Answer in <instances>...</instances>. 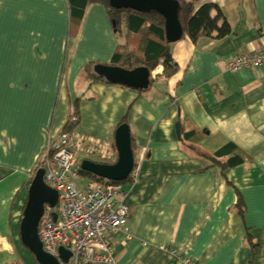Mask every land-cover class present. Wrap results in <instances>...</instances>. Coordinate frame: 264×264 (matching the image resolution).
Segmentation results:
<instances>
[{
    "label": "crops",
    "instance_id": "1",
    "mask_svg": "<svg viewBox=\"0 0 264 264\" xmlns=\"http://www.w3.org/2000/svg\"><path fill=\"white\" fill-rule=\"evenodd\" d=\"M21 1L0 0V264H24L28 186L75 100V157L114 162L115 129L123 118L130 129L135 178L110 201L129 208L126 228L110 235L115 264H264V65L229 68L264 45V0H199L219 6L229 34L170 42L177 72L165 78L158 63L144 90L85 68L109 63L119 44L103 5H88L71 34L66 0H24L32 13L4 7ZM231 145L243 162L222 168L211 155Z\"/></svg>",
    "mask_w": 264,
    "mask_h": 264
},
{
    "label": "built area",
    "instance_id": "2",
    "mask_svg": "<svg viewBox=\"0 0 264 264\" xmlns=\"http://www.w3.org/2000/svg\"><path fill=\"white\" fill-rule=\"evenodd\" d=\"M261 65L264 45L229 61L233 71ZM43 160L45 182L57 191L55 206H46L38 222L43 250L56 257L59 264H115L110 235L118 228H126L129 213L126 204H110L120 194L121 183L92 181L80 189L74 181L79 176L75 147L67 131L49 140ZM134 178L133 168L130 180ZM60 247L70 253L66 260L60 256ZM181 264L191 262L181 259Z\"/></svg>",
    "mask_w": 264,
    "mask_h": 264
},
{
    "label": "trees",
    "instance_id": "3",
    "mask_svg": "<svg viewBox=\"0 0 264 264\" xmlns=\"http://www.w3.org/2000/svg\"><path fill=\"white\" fill-rule=\"evenodd\" d=\"M68 8V30L75 34L82 23L85 11L88 5L98 3L105 7L109 17L115 21L113 28L116 32L124 33L123 42H119L108 64L124 67H134L136 65H146L152 70L158 63H161V75L170 78L178 70V64L169 50V42L165 38L164 18L158 12H142L131 8L115 9L110 6L108 0H66ZM178 19L183 27V36H187L192 42H196L202 36H213L215 38L223 37L229 34L231 28L226 17L219 6L213 2L199 3V0H178ZM215 13L213 14V11ZM122 24L124 28L121 30ZM93 67L91 62L85 65V68ZM95 80H104V78L91 72ZM78 100H75L67 115V119L60 132L67 131L72 133L74 125L78 122ZM126 123L124 118L119 124ZM118 124V125H119ZM190 133L188 136L193 135ZM188 134V133H187ZM131 148L134 155V147L131 142ZM236 149L235 145L221 148L211 155L213 160L220 163L222 168L242 163L243 159L236 153L230 154ZM240 151V150H235ZM221 156H227L225 160H220ZM106 163H110L106 161ZM43 156L39 158L34 172L43 167ZM86 174L92 181L105 182L90 172L79 170ZM130 181V174L126 179L119 181L123 183ZM235 209L242 216L244 205L241 195L238 196ZM250 240V239H249ZM252 242L251 244L255 243Z\"/></svg>",
    "mask_w": 264,
    "mask_h": 264
},
{
    "label": "water",
    "instance_id": "4",
    "mask_svg": "<svg viewBox=\"0 0 264 264\" xmlns=\"http://www.w3.org/2000/svg\"><path fill=\"white\" fill-rule=\"evenodd\" d=\"M115 9L131 8L142 12H158L164 18L165 38L170 42L183 36V27L178 19V0H108ZM113 25L115 21L112 19ZM93 72L105 81L120 84L135 90L146 89L150 82L151 70L146 65L124 67L97 62ZM176 134L180 135L179 121L175 124ZM114 144L117 158L112 163L94 161L88 158L81 160L79 169L90 172L102 179L122 181L127 178L135 166L131 148V134L127 123L119 124L114 132ZM57 202V191L44 179V168H38L28 186L27 200L19 224L20 240L33 254L37 264H59L56 257L45 252L38 235V222L45 207H54ZM69 251L60 247V256L66 260Z\"/></svg>",
    "mask_w": 264,
    "mask_h": 264
},
{
    "label": "rangeland",
    "instance_id": "5",
    "mask_svg": "<svg viewBox=\"0 0 264 264\" xmlns=\"http://www.w3.org/2000/svg\"><path fill=\"white\" fill-rule=\"evenodd\" d=\"M4 7H8L7 12H12V8L21 9V11H19V12H22V13H32L34 11V9L32 8V6L30 5V3H27L24 0H22L21 2L15 4V5H4ZM109 23L111 24V26H113L112 19L110 17H109ZM123 28H124V25L122 24L121 30ZM116 33H117V36L118 37L120 36L119 42H123V35H122V33H124V31L122 30V33L121 34L119 32H116ZM82 72H85V69L84 68H83V71ZM79 78H80V76H79ZM76 157L79 160L78 166H79L81 160L84 159V158H88V159H91V160H94V161H100V162H106V161L111 162V161H113V159L111 160V159H109L107 157L97 156V155H94V154L85 153V152H83L81 150H78L76 152ZM89 179H90V177L88 175L83 174V173H81L79 171V176L77 178H75L74 181H75L76 185L81 189L82 186L84 185V182H86ZM100 183H103V182H100ZM26 250L27 251H25V249H24V251H21L20 252L21 253L19 255L20 259L24 262V264H37V262H36V260H35V258L33 256V254L28 249H26ZM18 262L21 263V264H23L20 260Z\"/></svg>",
    "mask_w": 264,
    "mask_h": 264
},
{
    "label": "bare ground",
    "instance_id": "6",
    "mask_svg": "<svg viewBox=\"0 0 264 264\" xmlns=\"http://www.w3.org/2000/svg\"><path fill=\"white\" fill-rule=\"evenodd\" d=\"M153 72H156L155 70Z\"/></svg>",
    "mask_w": 264,
    "mask_h": 264
}]
</instances>
